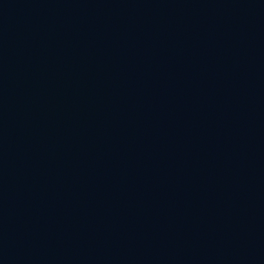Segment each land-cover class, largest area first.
<instances>
[{
	"label": "water",
	"instance_id": "1",
	"mask_svg": "<svg viewBox=\"0 0 264 264\" xmlns=\"http://www.w3.org/2000/svg\"><path fill=\"white\" fill-rule=\"evenodd\" d=\"M0 264H264V0H0Z\"/></svg>",
	"mask_w": 264,
	"mask_h": 264
}]
</instances>
